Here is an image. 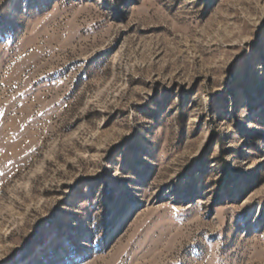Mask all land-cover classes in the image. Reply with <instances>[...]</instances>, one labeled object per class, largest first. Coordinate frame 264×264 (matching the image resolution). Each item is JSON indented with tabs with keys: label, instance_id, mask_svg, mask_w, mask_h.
Listing matches in <instances>:
<instances>
[{
	"label": "rangeland",
	"instance_id": "374dc122",
	"mask_svg": "<svg viewBox=\"0 0 264 264\" xmlns=\"http://www.w3.org/2000/svg\"><path fill=\"white\" fill-rule=\"evenodd\" d=\"M0 264H264V0H0Z\"/></svg>",
	"mask_w": 264,
	"mask_h": 264
}]
</instances>
